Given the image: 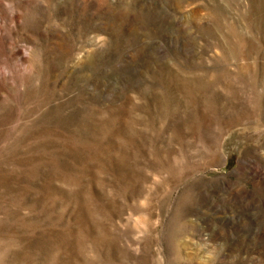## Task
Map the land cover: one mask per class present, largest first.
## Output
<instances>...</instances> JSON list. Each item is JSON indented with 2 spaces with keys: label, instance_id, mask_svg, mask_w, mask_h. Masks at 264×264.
I'll list each match as a JSON object with an SVG mask.
<instances>
[{
  "label": "rangeland",
  "instance_id": "1",
  "mask_svg": "<svg viewBox=\"0 0 264 264\" xmlns=\"http://www.w3.org/2000/svg\"><path fill=\"white\" fill-rule=\"evenodd\" d=\"M0 264H264V0H0Z\"/></svg>",
  "mask_w": 264,
  "mask_h": 264
}]
</instances>
